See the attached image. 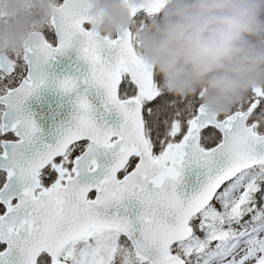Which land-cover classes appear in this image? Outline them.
Segmentation results:
<instances>
[{
    "label": "snow or ice",
    "instance_id": "1",
    "mask_svg": "<svg viewBox=\"0 0 264 264\" xmlns=\"http://www.w3.org/2000/svg\"><path fill=\"white\" fill-rule=\"evenodd\" d=\"M166 2L98 35L52 0L0 53V264H264V84L222 115L169 91L139 42Z\"/></svg>",
    "mask_w": 264,
    "mask_h": 264
},
{
    "label": "clouds",
    "instance_id": "2",
    "mask_svg": "<svg viewBox=\"0 0 264 264\" xmlns=\"http://www.w3.org/2000/svg\"><path fill=\"white\" fill-rule=\"evenodd\" d=\"M6 4L8 14L19 10L18 0ZM100 10L109 35L129 27L120 0H103ZM151 28L142 38L144 62L176 95L206 89L204 105L214 115L264 84V0H170Z\"/></svg>",
    "mask_w": 264,
    "mask_h": 264
},
{
    "label": "trees",
    "instance_id": "3",
    "mask_svg": "<svg viewBox=\"0 0 264 264\" xmlns=\"http://www.w3.org/2000/svg\"><path fill=\"white\" fill-rule=\"evenodd\" d=\"M40 1H41L40 6H36V7L31 6L28 9H25V7H21V5H20L19 10L13 14V16L18 18V20L16 21L12 17L8 23H3L0 26V31L3 32L5 30L8 34L15 37V40L17 41V43H16V49L17 50L16 51L20 50L21 39H23L25 37V35L33 29V27H30V28L28 27L29 24H28V22L25 21V19L27 21L28 20H42V19H44V22L48 19V16L46 14V7H45V1L46 0H40ZM38 7H40V9H38ZM158 20H156V21L158 22ZM43 25H44V23L42 25H39L36 28H39V30H41ZM103 29H104V27L102 28V32L104 34H108L107 32H104ZM6 32H5V34H6ZM6 52H8V51H6ZM9 52H15V50L9 51Z\"/></svg>",
    "mask_w": 264,
    "mask_h": 264
},
{
    "label": "water",
    "instance_id": "4",
    "mask_svg": "<svg viewBox=\"0 0 264 264\" xmlns=\"http://www.w3.org/2000/svg\"><path fill=\"white\" fill-rule=\"evenodd\" d=\"M169 2L170 1L167 0L166 6L169 4ZM120 3L123 5L124 9L126 10L125 0H120ZM102 5H103V0H88V6L90 9L89 18L91 19L92 26L98 35H101L99 32L100 26L103 23L107 22V16L105 15V12L100 10L102 8ZM48 8L50 10V15H51L52 4H48ZM126 12H127V10H126ZM127 15H128V12H127ZM128 23H130L129 15H128ZM127 29L128 28L122 29V30L118 29V30H116V32H123V31H126ZM35 33H37V32H31L27 35L26 39L22 43V47L33 38ZM38 103H43L44 110H45V112H47L48 107H51L53 110H55L56 104L58 103V101L55 99L53 94L46 92L41 96L40 101H38Z\"/></svg>",
    "mask_w": 264,
    "mask_h": 264
},
{
    "label": "rangeland",
    "instance_id": "5",
    "mask_svg": "<svg viewBox=\"0 0 264 264\" xmlns=\"http://www.w3.org/2000/svg\"><path fill=\"white\" fill-rule=\"evenodd\" d=\"M52 1V0H50ZM18 3H19V6L21 5V7H25V9H28L29 7L33 6V7H36V6H40L41 4V1L40 0H18ZM21 3V4H20ZM42 7V6H41ZM46 7V6H45ZM6 8H7V4H6V0H0V26L3 24V23H8L9 20H11V18L13 17L16 21L18 20L17 17L13 16V14L15 12H13L12 14H8L6 12ZM38 9H40V7H38ZM26 22H28L29 24V28L30 27H33L36 28L38 27L39 25H42L44 23V19L42 20H26ZM5 30L0 33V50L7 44H10V43H13L15 42V38H13L12 35L8 34L6 32L5 34ZM145 35L142 33L139 37V42H140V48H141V44H142V38L144 37Z\"/></svg>",
    "mask_w": 264,
    "mask_h": 264
}]
</instances>
